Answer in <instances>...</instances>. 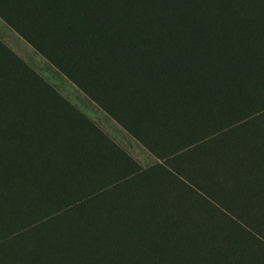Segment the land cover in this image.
Returning a JSON list of instances; mask_svg holds the SVG:
<instances>
[{
  "label": "trees",
  "instance_id": "1",
  "mask_svg": "<svg viewBox=\"0 0 264 264\" xmlns=\"http://www.w3.org/2000/svg\"><path fill=\"white\" fill-rule=\"evenodd\" d=\"M0 16L160 161L129 171L101 131L45 123L32 154L0 137V178L25 181L0 183V217L17 192L57 205L0 237V264H264V0H0Z\"/></svg>",
  "mask_w": 264,
  "mask_h": 264
},
{
  "label": "rangeland",
  "instance_id": "2",
  "mask_svg": "<svg viewBox=\"0 0 264 264\" xmlns=\"http://www.w3.org/2000/svg\"><path fill=\"white\" fill-rule=\"evenodd\" d=\"M0 47V60L5 67V70L0 72V134H4L0 136L2 141L7 138L20 141L19 139H23L28 135L25 146L30 148L31 154L35 153V148L32 147V140L34 141L32 137L35 133V136L37 134L45 135L44 130L37 129L43 128L46 123L50 124L49 129H52L58 135L63 134L65 130H69L74 142L88 143L91 139L96 146L97 139H99L98 132L101 131L109 142L116 145L125 154L124 159L129 163V171L148 170L160 162L148 148L131 136L102 107L59 71L42 52L35 48L1 16ZM12 82H17L16 86L21 85L24 94L13 97L11 93ZM18 101L22 104V107L28 105V108H36L37 117L33 126L29 124L32 119L29 118L28 114L24 115L23 109H19L18 105L14 106L13 103ZM19 112L22 113L20 117L17 115ZM48 118L51 120L47 122ZM92 131L94 133L90 134ZM179 136L181 135H178V138L172 141L164 140L161 144L162 150L177 147L179 144L178 139L181 140ZM88 167L91 170L93 169L92 166ZM114 170L115 168H112L108 173H96L98 176L97 181L88 180L86 184H83L86 191L89 192L98 186L105 185L108 175L111 176L109 172H114ZM92 172L95 173V169ZM122 174L124 173L120 172L118 175L123 176ZM112 176L114 178L116 175L113 173ZM7 180L9 185L14 183L12 190L9 192L11 194L18 190V184L25 182L24 179H20L18 183V181H9V178L3 180L0 178V183H6ZM147 182L145 175L138 179L140 185H145ZM145 188L148 187L145 185ZM54 189L55 200L69 199L67 196L69 190ZM131 189L121 187L114 194L124 198V196H128L126 192ZM134 199H137V197H134ZM43 201L42 195L37 192L31 198L26 194L20 195V192H17L14 204L0 217V237L14 233L31 220L48 214L57 206L46 208V202ZM28 202L38 211H33L28 206Z\"/></svg>",
  "mask_w": 264,
  "mask_h": 264
}]
</instances>
